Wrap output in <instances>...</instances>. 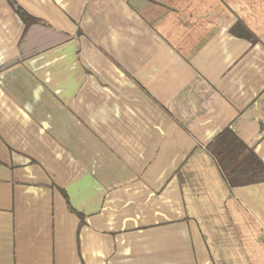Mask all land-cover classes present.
I'll return each mask as SVG.
<instances>
[{"label": "crops", "instance_id": "1", "mask_svg": "<svg viewBox=\"0 0 264 264\" xmlns=\"http://www.w3.org/2000/svg\"><path fill=\"white\" fill-rule=\"evenodd\" d=\"M0 0V264H264V0ZM247 34L248 37L244 35Z\"/></svg>", "mask_w": 264, "mask_h": 264}, {"label": "trees", "instance_id": "2", "mask_svg": "<svg viewBox=\"0 0 264 264\" xmlns=\"http://www.w3.org/2000/svg\"><path fill=\"white\" fill-rule=\"evenodd\" d=\"M14 13L26 25L38 22L28 15L15 0H7ZM248 37L247 34L244 35ZM223 178L230 187L264 183V166L255 153L230 129H224L206 146Z\"/></svg>", "mask_w": 264, "mask_h": 264}]
</instances>
